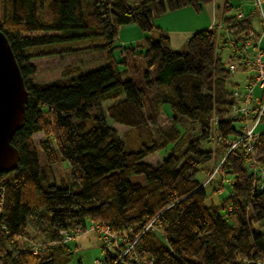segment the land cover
<instances>
[{"label":"trees","instance_id":"1","mask_svg":"<svg viewBox=\"0 0 264 264\" xmlns=\"http://www.w3.org/2000/svg\"><path fill=\"white\" fill-rule=\"evenodd\" d=\"M212 1L0 0V29L28 91L24 122L11 140L19 161L0 172V264H69L73 252L60 230L91 222L137 238L122 258L106 248L104 264H264V228L257 226L264 221V191L253 183L248 158L239 150L226 156L221 175L231 179L219 201L198 178L215 154L202 147L203 140L212 141L210 117L221 116L218 128L225 137L239 133L234 120L224 118L235 101L230 70L218 51L227 40L220 46L217 30L202 28L182 51L158 27L157 36L115 44L124 25L152 31L156 16L186 6L199 12ZM225 7L239 8L230 0ZM236 12L223 20L237 38L254 27L256 15L238 18ZM81 42L88 50H106L108 60L86 70L67 66L60 78L34 81V51ZM137 58L146 63L141 86L124 68ZM105 101H111L106 111ZM159 105L171 112L167 126L156 122ZM108 119L137 131V140L126 142ZM197 126L201 133L195 137ZM40 132L44 167L34 139ZM163 149L170 151L159 164L144 161ZM57 150L71 166L68 185L46 177ZM255 156L263 166L264 132ZM136 173L146 181H131ZM152 219L154 227L145 229ZM27 226L43 236L39 252L19 244L29 234Z\"/></svg>","mask_w":264,"mask_h":264},{"label":"rangeland","instance_id":"2","mask_svg":"<svg viewBox=\"0 0 264 264\" xmlns=\"http://www.w3.org/2000/svg\"><path fill=\"white\" fill-rule=\"evenodd\" d=\"M234 6H238L232 8L231 11L226 12L225 7V0H214L210 3L204 5L201 11H196L191 6H186L180 8L179 10L167 11L161 15H158L154 18V23L156 28L154 31L153 36H157L158 34V27H189L188 25H193L195 23V19L197 16H205L207 11L205 10L206 5H214L215 10L219 11V19L217 22L213 21L209 28H214L217 30V44L221 46L222 40L225 38L227 43L224 48L220 49L219 52L224 58H227L229 48V31L226 29V24L224 23V17L227 14H232L236 10V16L238 17V13L242 10L244 13L253 12L255 11L256 7L254 6V0H230ZM219 4V5H218ZM263 12H264V0H263ZM255 14V13H254ZM255 18L253 20L254 28L260 30L261 26L258 20V12L255 14ZM208 16V15H207ZM198 18V17H197ZM159 25V26H158ZM143 34L148 35V31L142 30L137 24H128L124 25L120 28L119 34L115 39V44L117 45H128L130 41H127L129 38H134V41H138L139 39H143ZM142 37V38H141ZM234 38V36H233ZM236 38V37H235ZM135 43V42H134ZM91 44V43H90ZM87 43H79L74 45H67L65 47H58L55 49H46L43 51H34L32 53L33 57L31 58L30 62L35 66L36 71L31 75V77L36 82H48L60 78L63 74V70L67 66L71 67H78L82 70H86L92 68L94 66L100 65L105 63L108 60V53L106 50H88L86 48ZM120 47H116L114 49V54L120 58ZM187 47L181 49L185 51ZM57 52L56 54H51L50 52ZM39 54V55H38ZM130 66H125L127 74H130L131 77L135 80L138 85H142L144 81V70L146 69V63L143 59H131ZM249 71L246 70H237L235 72H230V87H243L246 83L247 76L249 75ZM238 83V85H237ZM154 90V89H152ZM153 92V91H151ZM111 104V101L103 102V109L106 111L107 107ZM167 106V107H166ZM159 105V110L156 116V122H158L161 126H167L170 123V110L168 109V105ZM230 108V107H229ZM221 117L219 115H216ZM108 121L114 126L117 130L118 134L121 138H124L126 142L134 143L137 140V131L134 129L125 126L120 123H116L111 119ZM234 124L237 127H240L241 123L238 120L234 121ZM264 123H261L258 129H263ZM201 130L200 127L197 126L194 130V136L200 135ZM44 138V134L42 132L35 134L34 139L38 145V156H39V163L41 166H45L47 164V158L43 149L39 146L40 141ZM202 147L205 149L212 148L214 150L213 159L204 165V169L198 174V178L201 180V186H204L208 192H210V196L213 197L216 201H219L223 198L225 193L229 191V183L230 177L228 179L226 176L221 175L222 170V163L227 155L236 151L235 149L231 150L229 146L225 144H219L217 141H202ZM226 150V156L220 157L223 151ZM169 149H163L160 151L155 152L147 156L144 161L152 164L157 165L159 164L162 159L169 153ZM57 160L52 163L51 171H46V177L48 182L55 183L58 186L68 185L71 181V166L67 159H65L60 152L57 150ZM249 163V160H248ZM218 168V169H217ZM131 181H141L145 182L146 178L145 175L142 173L132 174L130 176ZM213 188H217L215 192ZM78 189V188H75ZM109 225H104V227ZM261 228H264V221H261L257 224ZM77 227V226H75ZM73 227V228H75ZM94 227V226H93ZM91 226L90 229H83V231H79L76 235L72 238H69L67 241H63L68 243L69 247L73 252L72 260L69 264H104L103 258L105 256L106 248L109 249L110 247H114L117 243L118 249L126 250V248L130 247L133 249L132 240H130L124 234H120L119 232L112 231L115 235L107 234V240H105L102 232L105 228L103 227H96L93 228ZM111 228V226H109ZM148 228V227H147ZM103 229V230H102ZM28 233L25 238L19 241L20 246H24L26 244L29 245L30 249L35 250V252H39V249L44 245L43 236L42 234L34 229L31 226H27ZM112 236L111 239L108 238ZM106 237V236H105ZM116 242V243H111ZM111 243V244H110ZM116 247V246H115ZM131 249V250H132ZM37 250V251H36ZM115 250V249H114ZM118 251V250H115ZM111 252L114 253L113 250Z\"/></svg>","mask_w":264,"mask_h":264},{"label":"built area","instance_id":"3","mask_svg":"<svg viewBox=\"0 0 264 264\" xmlns=\"http://www.w3.org/2000/svg\"><path fill=\"white\" fill-rule=\"evenodd\" d=\"M262 4L263 0H254L256 9L253 12L255 14L258 12V20L261 26L260 30L254 27L245 29L237 38L229 35L232 36V38H229L230 50H228L227 58H224V62L230 72L237 70H248L250 72L243 87H240L237 83L238 87L232 88L231 91L235 101L231 104L224 116L227 120L240 121V127L236 126L240 130V133L236 137H225L218 128L220 117L216 116L217 114H213L210 117V125L208 128L210 138L214 142L217 141L219 144L229 146L231 150L242 151L243 144L249 145L250 149L251 143L253 142L252 138L255 134L257 135L259 133L258 127L264 121V12ZM243 15L245 13L240 10L238 17ZM241 131L244 133L241 134ZM248 169L261 173L262 179L264 180V167L258 165L254 158L249 157ZM91 226H94L93 228L95 226L105 228L104 230L102 229L103 231H100L105 240H107V234L109 235L114 231L109 226L104 227L99 222H91L86 228L77 226L71 229H61L60 234L62 235V240L67 241L79 231L90 229ZM112 235L115 234L113 233ZM111 237L109 236L108 238L111 239ZM118 245L116 243L114 247H110L109 249L118 250Z\"/></svg>","mask_w":264,"mask_h":264},{"label":"water","instance_id":"4","mask_svg":"<svg viewBox=\"0 0 264 264\" xmlns=\"http://www.w3.org/2000/svg\"><path fill=\"white\" fill-rule=\"evenodd\" d=\"M28 91L6 34L0 29V172L13 170L19 150L12 137L25 118Z\"/></svg>","mask_w":264,"mask_h":264},{"label":"crops","instance_id":"5","mask_svg":"<svg viewBox=\"0 0 264 264\" xmlns=\"http://www.w3.org/2000/svg\"><path fill=\"white\" fill-rule=\"evenodd\" d=\"M219 5V4H218ZM179 10V9H178ZM205 10L207 11V14L205 16H197L195 19V23L191 26L188 25L189 27H164V26H159L163 30L167 31L170 40H171V46L176 49H183L186 46V42L188 41L189 37L194 33L195 31L202 29V28H207L210 27L213 21L217 22L219 19V11L215 10L214 5H206ZM208 15V16H207ZM133 24V23H132ZM148 35L143 34V39L147 36L153 35L154 31H148ZM142 38V37H141ZM143 39H139L138 41H134V38H129L127 41L131 42H140Z\"/></svg>","mask_w":264,"mask_h":264},{"label":"bare ground","instance_id":"6","mask_svg":"<svg viewBox=\"0 0 264 264\" xmlns=\"http://www.w3.org/2000/svg\"><path fill=\"white\" fill-rule=\"evenodd\" d=\"M245 15H243V16H241V17H238V18H242V17H244ZM263 119H264V117H263ZM261 123H264V121H262ZM260 123V124H261ZM238 129V128H237ZM238 131H239V133H240V130L238 129ZM258 134L256 135L255 134V136L252 138V145H251V148L249 149V145H246V144H243L242 145V151H240L244 156H246L247 158H248V160H249V157H251V158H254L255 159V162L258 164V165H261L262 163L256 158V156H255V149H256V146H257V144H258V141H259V137H260V134L262 133V132H264V128L263 129H258ZM238 133V134H239ZM242 133H244L243 131H241V134ZM248 167V166H247ZM263 167H264V165H263ZM251 173H252V175H253V178H254V185H257L260 189H261V191H264V180L262 179V174L261 173H259V172H254V171H251ZM154 219H152V220H150L148 223H147V225H146V228L145 229H147V227L148 228H153L154 227ZM68 229H71V228H68ZM136 240H137V238H135L134 239V241H132V247H134V245H135V243H136ZM131 247H130V249L129 248H126V250L124 251V250H122V249H118V252H119V254H120V258H122V257H124V256H126L130 251H131Z\"/></svg>","mask_w":264,"mask_h":264}]
</instances>
